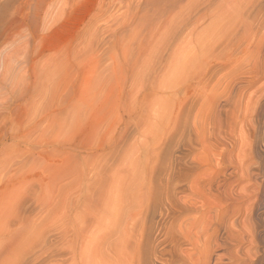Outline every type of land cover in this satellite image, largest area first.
Masks as SVG:
<instances>
[{"label":"rangeland","instance_id":"rangeland-1","mask_svg":"<svg viewBox=\"0 0 264 264\" xmlns=\"http://www.w3.org/2000/svg\"><path fill=\"white\" fill-rule=\"evenodd\" d=\"M246 2L64 0L24 59L15 45L9 70L0 65V264H114L87 255L88 237L138 198L150 168L171 163L174 131L186 128L199 211L178 226L196 245L220 211L233 233L221 263L250 264L257 252L264 262V244L250 241L253 183L241 179L228 201L198 191L222 167L264 165V21L247 19ZM81 182L92 202L79 198ZM79 213L92 227L65 261V215ZM183 249L193 262L203 254Z\"/></svg>","mask_w":264,"mask_h":264},{"label":"bare ground","instance_id":"bare-ground-1","mask_svg":"<svg viewBox=\"0 0 264 264\" xmlns=\"http://www.w3.org/2000/svg\"><path fill=\"white\" fill-rule=\"evenodd\" d=\"M60 2L63 4L64 0H0L1 69H7L5 65L8 64L7 60L10 61L17 54H21V58L26 57L27 46L31 45L35 39L43 36L44 40L46 36L44 34L48 32L46 31L48 27L45 28L46 24L44 25L46 18L56 19L57 22L60 20L54 14ZM245 8L247 19L255 18L256 22H260V24L264 21V0H247ZM18 17L20 19L19 26L15 27L16 30L9 32L10 27L8 26ZM258 23L257 25H260ZM258 28L260 29V27ZM6 31L8 32L6 33ZM48 34L50 33L48 32ZM17 43L23 45V50L22 53L17 52L14 55V52L19 48V46H15ZM14 47L18 48L14 51ZM23 59L22 61H24ZM13 61L15 60L13 59ZM184 89L182 91L185 92L188 88ZM187 94L186 91L184 95ZM178 103L181 108V106H185L186 100H179ZM186 129L185 132H182V129L174 131L172 141L176 144L172 159L170 158L171 163L167 166L150 168L142 180L141 193L138 192V198L131 196L132 198L126 199L116 214V218L109 221L111 227L98 228L96 234L88 237L90 239L87 241V245L91 244L87 251L89 257L98 260L111 259L114 260V264H223L221 263L222 256L216 255L223 243L233 234L230 233L231 226L226 216L220 215V211H217L215 221L208 224L206 232L200 238L197 236L193 241L196 245L191 244L190 234L185 235L178 226L190 212L199 211L193 204V201L197 200L198 194L189 187L190 174L199 167L187 160L184 154L193 147L191 129ZM159 151L160 154L164 153L163 149ZM241 179H247L253 183L254 199L251 216L253 225L251 224L252 240L250 241L255 248L259 249L264 244L262 243L264 242L262 241L264 239H262L264 237V165L257 164L253 169L243 168L239 173L237 171L228 172L227 167H222L208 180H199L198 191L204 195H214L221 200L228 201L234 195V188ZM93 190L92 184L87 186L81 182L79 198L92 202L96 196ZM90 227H92L91 221L82 217L80 213L75 214L71 220L65 215L60 235L62 240L60 255L65 261H75L81 255L78 249H81L80 246L84 244V234ZM187 246L203 249V254L198 257L197 261L193 262L188 257L189 251L185 252L183 249ZM254 255H256L255 260L250 264H261L260 259L263 257L261 253L257 252ZM29 262L30 260L27 258L23 260L22 264H29ZM262 264H264L263 261Z\"/></svg>","mask_w":264,"mask_h":264}]
</instances>
